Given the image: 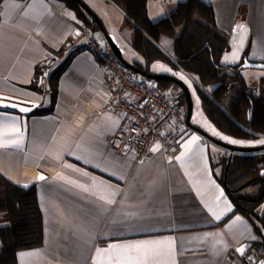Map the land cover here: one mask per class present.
Here are the masks:
<instances>
[{
    "label": "crops",
    "instance_id": "1",
    "mask_svg": "<svg viewBox=\"0 0 264 264\" xmlns=\"http://www.w3.org/2000/svg\"><path fill=\"white\" fill-rule=\"evenodd\" d=\"M82 1L128 53L125 60L144 65L130 49L134 33L125 26L124 12L110 0ZM183 1L147 0L148 17L158 22ZM200 1L213 8L217 27L229 38L222 65H238L245 57L264 63V0ZM81 23L64 0L0 4V105H7L0 106V175L34 187L43 219L41 247L18 252L17 263L244 264L242 255L256 245L264 264V230L236 212L222 182L226 150L189 128L174 152L153 146L147 161L111 148L121 117L107 110L102 64L89 49L65 52ZM94 34L107 46L101 32ZM173 44V38L159 39L167 55ZM42 66L51 70L45 90L38 85ZM150 66L158 68L151 72ZM144 71L181 82L192 102L191 124L214 139L243 147L264 141L219 131L202 109L195 75L161 60ZM241 75L257 93L264 71L242 68ZM175 91L180 106L183 91ZM192 137L196 141L185 147ZM258 212L264 213V205Z\"/></svg>",
    "mask_w": 264,
    "mask_h": 264
},
{
    "label": "trees",
    "instance_id": "2",
    "mask_svg": "<svg viewBox=\"0 0 264 264\" xmlns=\"http://www.w3.org/2000/svg\"><path fill=\"white\" fill-rule=\"evenodd\" d=\"M64 1L79 20L93 32L100 33L75 0ZM110 1L124 12L125 26L133 29L132 47L144 60V65L134 64L137 68L147 70L151 62L161 60L173 70L195 75V90L202 109L219 131L239 140L264 139V78L258 92L253 93L241 75L246 57L235 66L221 64V57L229 48V38L217 27L211 6L200 0H184L169 16L152 22L147 14V0ZM161 36L174 39L171 55L160 47ZM156 83L162 89L170 85L165 81ZM173 88L180 89L176 85ZM179 103L187 109L184 93ZM226 161L222 160L224 169ZM263 170L264 152L233 154L225 185L236 212L262 230L264 213L260 215L258 209L264 205V178L260 177ZM42 220L34 187L15 185L0 175V264H18V252L41 247Z\"/></svg>",
    "mask_w": 264,
    "mask_h": 264
},
{
    "label": "built area",
    "instance_id": "3",
    "mask_svg": "<svg viewBox=\"0 0 264 264\" xmlns=\"http://www.w3.org/2000/svg\"><path fill=\"white\" fill-rule=\"evenodd\" d=\"M86 49L102 64L103 87L110 94L107 110L121 117V124L110 140L111 148L134 154L138 162L152 158L153 146L167 155L174 152L178 140L188 129L185 110L178 104L175 89H160L153 81L132 74L109 52L103 39L81 23L77 36L66 45L65 52L73 55ZM50 71L47 66L40 68L41 90L47 86ZM230 155L226 151L224 158ZM241 260L244 264H260L258 249L250 247Z\"/></svg>",
    "mask_w": 264,
    "mask_h": 264
},
{
    "label": "water",
    "instance_id": "4",
    "mask_svg": "<svg viewBox=\"0 0 264 264\" xmlns=\"http://www.w3.org/2000/svg\"><path fill=\"white\" fill-rule=\"evenodd\" d=\"M85 11L86 13L91 17V19L94 21V23L98 26L104 41L106 42L109 50L111 53L115 56V58L129 71L133 72L134 74L140 75L142 77H145L149 80L152 81H167L170 83H173L174 85L178 86L183 93L185 94V98L187 100V113H186V123L189 129L201 134L203 137H205L208 141L211 143L221 147L222 149L230 152V157L226 161V167L224 171V185H227V173L231 164V159L233 154H257V153H262L264 152V144L257 145V146H250V147H243V146H235L231 144H227L224 142H221L219 140L214 139L213 137L209 136L208 134L204 133L201 129L198 127L194 126L191 124V116H192V102L190 99V94L188 90L185 88V86L179 82L178 80L165 76V75H154L151 73H148L147 71L141 70L137 68L135 65L127 62L124 58V51L115 38L113 34H110L107 32L105 27L103 26L102 22L100 19L97 17V15L89 8L87 7L81 0H75ZM242 68H252V69H259V70H264V63H251L247 61L246 59L244 60L242 64ZM260 177L264 178V170L261 171ZM251 182L248 181L247 183L243 184L241 187H245Z\"/></svg>",
    "mask_w": 264,
    "mask_h": 264
},
{
    "label": "snow or ice",
    "instance_id": "5",
    "mask_svg": "<svg viewBox=\"0 0 264 264\" xmlns=\"http://www.w3.org/2000/svg\"><path fill=\"white\" fill-rule=\"evenodd\" d=\"M227 59V58H226ZM181 79H184V77H180ZM189 86H191V85H189ZM0 106H7V105H0ZM13 106H15V105H13ZM20 111H22V112H26V111H29V109H26V108H20ZM217 135H219V133H216ZM196 137H192V139L188 142V144H186L185 145V147H190V145L192 144V143H194L195 141H196ZM223 139H228L227 137H223ZM230 143H233V144H236V143H240V142H238V141H235V140H231V141H229ZM260 143H262V144H264V141H261ZM179 159V158H178ZM40 179L41 180H43L44 179V177L43 176H41L40 177ZM85 191L87 190V189H84ZM221 195H223V193H221ZM109 203H111V201H108ZM237 220H239L240 218L239 217H237L236 218ZM135 247H140V246H135ZM237 251H239L241 254H243L244 253V249L243 248H239V249H237Z\"/></svg>",
    "mask_w": 264,
    "mask_h": 264
},
{
    "label": "rangeland",
    "instance_id": "6",
    "mask_svg": "<svg viewBox=\"0 0 264 264\" xmlns=\"http://www.w3.org/2000/svg\"><path fill=\"white\" fill-rule=\"evenodd\" d=\"M82 1V0H81ZM83 2V1H82ZM84 3V2H83ZM85 5H86V3H84ZM87 7H88V5H86ZM121 41L123 42V46L125 47V48H127V45L124 43V41L121 39ZM130 49L132 50V51H135L134 50V48L131 46L130 47ZM136 52V51H135ZM138 54V53H137ZM124 57H125V59H129V55H128V53L126 52L125 54H124ZM158 67H153V66H150V71L151 72H155V69H157ZM262 71H264V70H262ZM259 145V144H258Z\"/></svg>",
    "mask_w": 264,
    "mask_h": 264
}]
</instances>
